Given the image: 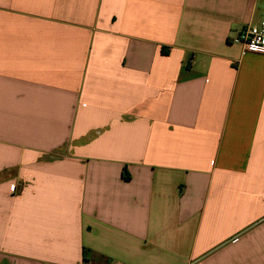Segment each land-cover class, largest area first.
I'll return each mask as SVG.
<instances>
[{"label":"crops","instance_id":"0c3cea01","mask_svg":"<svg viewBox=\"0 0 264 264\" xmlns=\"http://www.w3.org/2000/svg\"><path fill=\"white\" fill-rule=\"evenodd\" d=\"M262 20L0 0V264H264Z\"/></svg>","mask_w":264,"mask_h":264},{"label":"built area","instance_id":"2783aa9c","mask_svg":"<svg viewBox=\"0 0 264 264\" xmlns=\"http://www.w3.org/2000/svg\"><path fill=\"white\" fill-rule=\"evenodd\" d=\"M230 43L264 50V20L258 25L244 27L235 37L230 38Z\"/></svg>","mask_w":264,"mask_h":264},{"label":"trees","instance_id":"16d2710c","mask_svg":"<svg viewBox=\"0 0 264 264\" xmlns=\"http://www.w3.org/2000/svg\"><path fill=\"white\" fill-rule=\"evenodd\" d=\"M164 53H166V54H167V52H164Z\"/></svg>","mask_w":264,"mask_h":264}]
</instances>
